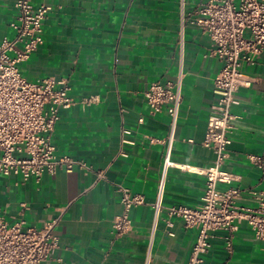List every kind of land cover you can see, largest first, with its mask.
Listing matches in <instances>:
<instances>
[{
    "label": "crops",
    "instance_id": "crops-1",
    "mask_svg": "<svg viewBox=\"0 0 264 264\" xmlns=\"http://www.w3.org/2000/svg\"><path fill=\"white\" fill-rule=\"evenodd\" d=\"M16 0H0V41L12 39ZM201 0H184V12ZM50 5L43 21V43L19 64L27 80L53 77L66 80L74 104L59 110L51 141L55 155L81 159L91 171L74 169L45 173L39 182L0 173V216L9 224L42 228L58 218L53 233L59 245L40 264H144L169 130L166 109L151 114L143 92L153 82L174 81L179 65L180 0H33ZM209 39L185 21L183 25L182 101L171 150L176 163L204 167L214 154L202 145L207 116L214 101L213 79L221 62L206 57ZM254 78L240 88V104L230 132L223 168L238 178L244 190L237 203L256 206L264 193L262 171L247 159L264 149V52L245 65ZM96 96V101L83 103ZM127 130L128 133H123ZM192 139L193 142H188ZM104 178L93 184L97 171ZM205 177L170 167L163 205L197 207ZM117 185L145 202L130 208L131 229L118 236L112 222L123 212ZM225 185H219L224 188ZM161 213L152 241L150 264H187L196 231L180 218L165 224ZM171 231L173 235H169ZM225 231H216L203 264H264V248L242 222L225 246Z\"/></svg>",
    "mask_w": 264,
    "mask_h": 264
},
{
    "label": "built area",
    "instance_id": "built-area-1",
    "mask_svg": "<svg viewBox=\"0 0 264 264\" xmlns=\"http://www.w3.org/2000/svg\"><path fill=\"white\" fill-rule=\"evenodd\" d=\"M33 0H16L15 20L10 24L15 30L12 39L0 41V173L19 176L22 182L33 178L39 182L43 174H55L57 170L72 172L74 169L91 171L85 161L68 155H55L51 137L59 110L74 104L69 95L66 80L44 77L27 80L19 70V64L43 43V21L50 5ZM180 30L178 46L179 65L174 81L164 84L153 82L143 92L150 113L156 114L163 107L169 116V130L165 138L151 139L165 144L162 169L157 184L149 244L144 264L151 263L152 241L161 213L165 224L173 226L171 218H180L185 228L196 231L187 264H203V255L211 246L210 239L216 231H225V246L231 250V241L240 223L245 222L255 239L264 248V193L256 198V206L237 203L242 191L233 185L238 178L223 168L228 157L230 132L233 128V108L240 104L237 92L250 87L254 78L243 67L253 63L255 55L264 52V0H201L190 12H184V0H180ZM185 21L196 26L209 39L206 57L217 58L221 66L213 79V95L202 145L214 154L212 164L195 167L171 160V150L182 101L183 25ZM96 96L82 102L96 101ZM123 133H128L123 130ZM188 142H193L188 139ZM248 161L262 171L264 176V149L246 154ZM170 167L204 175L201 203L197 207L163 205L166 174ZM104 178V171L95 173L93 184ZM219 185H225L220 189ZM123 212L117 215L111 226L115 235L131 229L128 212L131 207L145 202L142 194L117 185ZM58 218L46 221L42 228H23V221L9 224L0 216V264H40L47 261L58 247V237L53 233ZM169 235H173L171 231Z\"/></svg>",
    "mask_w": 264,
    "mask_h": 264
}]
</instances>
